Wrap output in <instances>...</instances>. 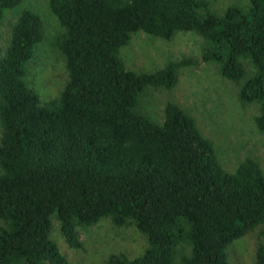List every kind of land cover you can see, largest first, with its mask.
<instances>
[{"label":"trees","instance_id":"obj_1","mask_svg":"<svg viewBox=\"0 0 264 264\" xmlns=\"http://www.w3.org/2000/svg\"><path fill=\"white\" fill-rule=\"evenodd\" d=\"M23 1L0 0V24ZM50 10L65 29L54 44L68 76L58 98L42 104L26 81L44 39L38 13L24 9L0 43V264H69L50 237L53 217L75 249L83 247L77 227L104 218L147 236L142 255L111 254L105 264H229L228 245L264 224L263 170L246 158L226 171L176 103L166 104L162 124L137 110L146 87L173 88L192 59L137 73L119 51L137 32L165 40L195 32L207 42L202 61L228 80L245 78L248 61L253 74L238 98L259 105L254 121L264 133V0L222 14L208 0H51Z\"/></svg>","mask_w":264,"mask_h":264},{"label":"rangeland","instance_id":"obj_2","mask_svg":"<svg viewBox=\"0 0 264 264\" xmlns=\"http://www.w3.org/2000/svg\"><path fill=\"white\" fill-rule=\"evenodd\" d=\"M50 1L24 0L20 7L8 10L0 24V43L5 47L10 29L24 9L42 18L44 39L26 66V81L38 91L42 104L58 98L68 78L64 56L54 45L65 29L51 12ZM208 1L218 14L232 5L247 9L250 4V0ZM206 47V40L195 32H176L169 40L142 31L132 34L128 44L119 51L127 70L151 73L184 59H192L195 63L179 69L177 82L171 89L146 87L139 96L137 110L162 124L166 104L176 103L194 118L201 134L212 142L226 171L235 172L241 162L252 158L264 172V133L257 129L254 121L260 107L257 103L243 106L238 98L239 84L253 74L252 65L243 60L247 76L239 83L228 80L221 75L218 64L202 61ZM1 135L0 126V138ZM3 225L0 221V227ZM263 229L264 224L228 245L229 264H256V252L264 241ZM77 234L83 243L80 249L69 247L61 233L60 222L56 217L51 219L50 237L69 264H105L111 254H124L132 259L142 255L148 247L147 236L134 224L118 228L110 218L87 228L77 227ZM179 250L189 253L190 247L181 245Z\"/></svg>","mask_w":264,"mask_h":264}]
</instances>
